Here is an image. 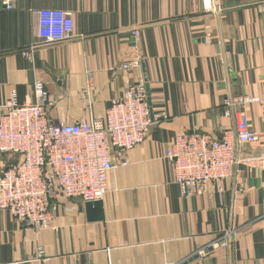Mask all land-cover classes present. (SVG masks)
<instances>
[{
	"label": "crops",
	"instance_id": "0c3cea01",
	"mask_svg": "<svg viewBox=\"0 0 264 264\" xmlns=\"http://www.w3.org/2000/svg\"><path fill=\"white\" fill-rule=\"evenodd\" d=\"M2 1L0 116L13 93L19 104L35 102L38 79L56 99L49 112L56 122L101 117L144 80L152 126L125 153L128 164L109 174L101 219L60 191L53 224L43 230L0 211V264H264L257 158L264 154V0H216L211 8L205 0H16L14 9ZM39 9L71 13L74 36L41 42ZM129 59L140 66L124 70ZM242 95L258 99L247 112L260 141L244 146L234 177L185 194L165 157L169 144L184 131L236 135L235 109L225 101ZM19 159L3 153L0 167ZM229 229L237 232L223 245Z\"/></svg>",
	"mask_w": 264,
	"mask_h": 264
},
{
	"label": "built area",
	"instance_id": "2783aa9c",
	"mask_svg": "<svg viewBox=\"0 0 264 264\" xmlns=\"http://www.w3.org/2000/svg\"><path fill=\"white\" fill-rule=\"evenodd\" d=\"M205 1L211 8L216 0ZM2 3L14 9L16 0ZM216 9L213 7V11ZM35 12L41 42L57 44L74 36L71 13L62 9ZM133 35L138 39V28ZM139 66V59L122 63L124 70ZM34 95L35 102L19 104L13 93L0 116V156L20 155L16 164L0 167V211H9L25 227L40 231L53 224L59 206L56 191L84 202L101 201L108 192L109 174L117 165L128 164L125 153L145 141L152 119L144 80L114 99L103 116L70 122L50 118L56 99L43 80L35 81ZM257 100L248 95L226 99V105L235 109L236 135L226 129L219 139L194 130L181 132L171 141L165 157L172 164L174 181L185 194L205 193L211 183L235 176L244 158V146L260 141L247 112V105ZM115 151L119 153L116 162ZM257 158L264 168V154ZM236 232L227 230L221 239L223 245ZM206 252L207 248H202L196 254L203 256Z\"/></svg>",
	"mask_w": 264,
	"mask_h": 264
},
{
	"label": "water",
	"instance_id": "95a60500",
	"mask_svg": "<svg viewBox=\"0 0 264 264\" xmlns=\"http://www.w3.org/2000/svg\"><path fill=\"white\" fill-rule=\"evenodd\" d=\"M87 210L89 211L90 219L99 220L102 218L101 201L87 202Z\"/></svg>",
	"mask_w": 264,
	"mask_h": 264
}]
</instances>
